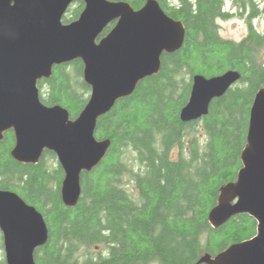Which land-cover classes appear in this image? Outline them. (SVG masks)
<instances>
[{
	"label": "trees",
	"instance_id": "16d2710c",
	"mask_svg": "<svg viewBox=\"0 0 264 264\" xmlns=\"http://www.w3.org/2000/svg\"><path fill=\"white\" fill-rule=\"evenodd\" d=\"M110 1L128 2L135 10L148 2ZM234 1L239 14L227 10L225 0H158L170 17L183 22L185 43L164 53L160 73L141 81L99 118L96 138L110 140L111 147L96 168L83 172L74 207L63 202L65 173L56 154L45 150L37 164L17 162L11 155L15 132L4 133L0 189L36 207L49 229L47 243L35 252L37 264H205L200 263L204 256L257 236L258 223L248 214L219 228L209 222L221 188L237 182L251 109L264 88V33L253 24L259 9L254 0ZM72 6L64 24L78 20L85 7L82 1ZM246 9L251 10L248 36L241 42L224 39L218 21L242 16ZM231 69L241 80L212 102L209 115L182 122L193 76L212 78ZM38 88L43 104L66 108L72 120L90 99L82 60L55 66Z\"/></svg>",
	"mask_w": 264,
	"mask_h": 264
},
{
	"label": "water",
	"instance_id": "95a60500",
	"mask_svg": "<svg viewBox=\"0 0 264 264\" xmlns=\"http://www.w3.org/2000/svg\"><path fill=\"white\" fill-rule=\"evenodd\" d=\"M82 1L78 20L64 24L70 7ZM116 23L99 41L104 30ZM186 39L181 21L170 17L158 0L135 10L124 1L0 0V141L14 130L17 162L37 164L44 151L56 154L65 173L62 199L74 207L82 194L81 176L105 158L110 140L99 141L100 117L131 96L138 84L162 68L164 53L180 50ZM82 60L89 102L77 120L60 105L43 104L38 81L49 79L55 66ZM231 69L207 78L194 75L189 101L181 110L184 123L207 117L215 99L241 80ZM237 182L221 188L209 214L213 228L248 214L258 223L254 238L231 245L205 264H264V88L255 97L249 120L248 145L241 154ZM0 231L6 264H37L35 252L49 238L43 214L17 193L0 189Z\"/></svg>",
	"mask_w": 264,
	"mask_h": 264
},
{
	"label": "rangeland",
	"instance_id": "374dc122",
	"mask_svg": "<svg viewBox=\"0 0 264 264\" xmlns=\"http://www.w3.org/2000/svg\"><path fill=\"white\" fill-rule=\"evenodd\" d=\"M254 2L257 5V8L259 9V13L256 18L253 19V24L258 29L259 32L264 33V0H254ZM78 2L74 3L77 4ZM227 10L232 11L234 14L238 13V7L236 6V3L234 0H225ZM74 7H77V5H74ZM70 8H73L70 7ZM71 13V11L68 10L67 14ZM251 14L250 9H246L244 12V15L235 16L228 20H219L218 24L220 26V34L221 36L226 40H232L236 42H241L244 40L248 34H249V24H248V17ZM69 24V23H68ZM100 39H98L99 41ZM264 56V53H263ZM91 91L88 95L90 98ZM199 135L202 136L201 133ZM55 162V161H54ZM57 162L58 159H57ZM3 235L0 231V264L6 263V253L5 248L3 244ZM5 262V263H4Z\"/></svg>",
	"mask_w": 264,
	"mask_h": 264
}]
</instances>
